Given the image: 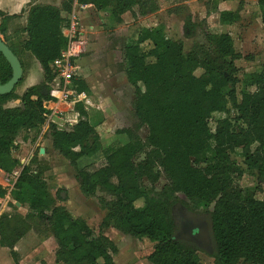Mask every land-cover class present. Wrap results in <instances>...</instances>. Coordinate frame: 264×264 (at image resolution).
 <instances>
[{"label":"trees","instance_id":"obj_1","mask_svg":"<svg viewBox=\"0 0 264 264\" xmlns=\"http://www.w3.org/2000/svg\"><path fill=\"white\" fill-rule=\"evenodd\" d=\"M75 4L98 12L110 10L117 24L126 13L134 15L135 7L142 17L158 11L156 0H63L59 7L29 4L18 15L0 13V40L16 58L17 51L8 43L7 22L26 13L21 50L36 60L42 73L41 83L21 96L15 95L20 83L12 93L0 96V101L19 102L15 108L0 103V170L9 176L20 169L16 201L29 211L25 217H0V247L9 250L14 264L18 263L14 247L30 230L31 219L43 223L53 237L55 264H113L117 254L108 238L96 235L84 221L56 205L41 174L32 170L35 160L22 166L12 157L18 134L38 131L50 114L45 104L56 101L50 88L52 64L67 45L61 15L71 14ZM257 6L264 25V0H257ZM239 20V9L219 13L221 25ZM195 28L188 18L184 37L193 38ZM203 39L185 52L182 42L168 38L162 27L142 29L123 47V73L133 88L134 116L132 127L116 132L125 137L124 144L103 151L101 162L78 168L81 159L101 152L96 132L101 119L93 121L84 104L76 102L71 112L62 115L68 131L48 126L51 147L75 170L84 197L101 193L110 198H98L107 212L100 231L107 227L136 240L146 239L154 245L146 257L150 264H201L195 245L173 240L178 224L172 213L178 205L194 216L198 210L207 213L214 264H264V200L255 198L258 187L242 190L235 185L245 172L255 175L258 184L264 183V72L240 79L235 63L242 57L230 35L205 32ZM146 43L150 48L144 51ZM11 75L0 54V84L9 82ZM238 85L254 90L239 96ZM73 86L77 94H90L81 79ZM230 109L233 118L218 121L211 132L212 116L229 114ZM143 128L145 140L139 136ZM235 151L240 152L245 170L231 159ZM161 178L165 184L156 190ZM4 195L0 187V199Z\"/></svg>","mask_w":264,"mask_h":264},{"label":"rangeland","instance_id":"obj_2","mask_svg":"<svg viewBox=\"0 0 264 264\" xmlns=\"http://www.w3.org/2000/svg\"><path fill=\"white\" fill-rule=\"evenodd\" d=\"M49 1L59 4V7L63 0ZM156 2L158 5L156 13L142 17L138 15L135 7L134 15L126 13L122 16L120 24L114 22L110 10L98 12L87 8L78 13L79 18L76 12L75 17L85 33L84 50L75 64L76 78L85 81L90 90V94H84L81 97V102L93 121L101 119V124L96 127V132L101 139V152L92 158L81 159L78 162V168L101 162L103 151L124 144L125 137L116 132L134 125L133 88L127 83L123 73V47L126 43L134 41L140 30L162 27L168 38L182 42L185 52H188L194 44L204 43L205 32L227 33L233 40L235 51L242 57L235 63L239 70V78L248 73L264 72V25L261 22L257 0H220L217 4L213 0H156ZM227 9L240 11V20L231 26H224L219 22V13ZM188 18L196 26L194 37L190 39H186L183 33V25ZM22 23L24 24V21ZM19 25H21L20 21L17 26H13L8 35L10 39L8 43L17 51L18 60L22 66L20 84L15 89L17 96L22 95L21 89L25 83L38 85L42 80V73L36 66L33 67V57L21 50L20 45L24 36L20 33L22 26ZM142 48L146 51L150 45L145 44ZM26 70H31L32 74L28 76ZM253 90L240 85L236 86L239 96ZM16 102L15 99L0 101L4 108H15L18 105ZM69 111V107L60 104L52 111L54 115L50 113L46 117L45 124L38 131L20 132L15 139L16 148L12 157L22 161L20 164L23 166L35 160L32 170L41 174L56 205L64 207L74 219L87 220L97 235L100 231L99 223L103 215L107 214L98 203V198L102 197L108 201L110 198L101 193L94 198H83L75 179V170L51 147L48 126L54 124L59 130H69L62 120V115ZM234 115L231 109L229 114H214L209 120L211 132L214 131L218 121L231 119ZM139 136L145 140L147 130L141 129ZM230 156L238 167L245 170L239 151L231 153ZM17 177L13 174L4 175L0 170V187L5 191L4 197L0 199V217L3 215L11 217L16 214L25 217L29 213L26 206H21L16 201ZM164 184L165 181L161 178L155 186L156 190H160ZM235 185L242 190L258 187L255 198L264 200V183L258 184L255 175L245 172L240 179H235ZM58 195L61 199L56 198ZM178 198L180 201L187 202L182 195ZM136 206L141 207V202L136 203ZM179 210L190 215L181 205L174 207L172 215L177 224L180 218ZM195 216L205 220L208 217L204 210H198ZM27 223L30 230L24 235L21 249L17 252V264H52L56 246L51 240L47 227L35 219ZM102 230L104 229H101L100 233L103 232ZM107 235L109 240L118 247L117 254L113 256L115 264H147L146 256L153 251V244L147 240L123 236L113 229L108 230ZM198 257L201 264H214L210 255L202 251L198 252ZM0 264H14L9 251L1 247Z\"/></svg>","mask_w":264,"mask_h":264},{"label":"built area","instance_id":"obj_3","mask_svg":"<svg viewBox=\"0 0 264 264\" xmlns=\"http://www.w3.org/2000/svg\"><path fill=\"white\" fill-rule=\"evenodd\" d=\"M62 35L67 40V45L61 52L60 57L52 64V74L54 77L50 84V88L57 94V98L55 102H52L54 108L48 110L46 106L49 103L45 104L46 109L51 113L50 115H54L52 111L60 103L69 107V112H71L74 104L81 102V97L84 95L77 94L76 87L73 86V81L77 79V66L75 64L82 54L85 45V33L82 31V27L76 17L73 16L63 25ZM13 175L17 177L18 173H13Z\"/></svg>","mask_w":264,"mask_h":264},{"label":"water","instance_id":"obj_4","mask_svg":"<svg viewBox=\"0 0 264 264\" xmlns=\"http://www.w3.org/2000/svg\"><path fill=\"white\" fill-rule=\"evenodd\" d=\"M0 54L6 60L12 71L9 82L4 85L0 84V96H5L12 93L19 84L22 77V67L18 58L14 56L1 40ZM179 211L178 230L174 234L173 240L192 243L198 250L211 256L214 250L208 221L191 214L189 215L184 211Z\"/></svg>","mask_w":264,"mask_h":264},{"label":"crops","instance_id":"obj_5","mask_svg":"<svg viewBox=\"0 0 264 264\" xmlns=\"http://www.w3.org/2000/svg\"><path fill=\"white\" fill-rule=\"evenodd\" d=\"M45 2H43V0H0V13H2V14H4V15H7V16H13V15H18V14H20L21 13V11L22 10H26L27 9V6L29 5V4H42V5H52V6H56V7H58V5L59 4H55V3H52L51 1H49V0H44ZM89 9V8H92V9H94L92 6H78V5H74L73 6V9H72V12H71V14H66V13H62V18H63V20H64V24H66L68 21H69V19L70 18H72L73 16L75 17V15H76V12H77V17L79 16L78 15V13L80 12V11H84V10H86V9ZM224 11V10H223ZM225 11H231L230 9H227V10H225ZM101 12V11H100ZM222 12V11H221ZM79 18V17H78ZM80 20V19H79ZM19 21H20V23H21V25H19V26H22L21 28H23L24 26H25V24H26V13L21 17V18H18V19H12V20H10V21H8L7 22V36L10 34V31L12 30V28H13V26L14 25H18V23H19ZM24 21V24L22 23ZM92 28V27H91ZM157 28V27H156ZM144 29H153V28H144ZM141 31V30H140ZM139 31V32H140ZM146 44H149V43H146ZM150 45V44H149ZM36 66V68L39 70V72H41V69H40V67H39V65H38V63L36 62V60L33 58V67H35ZM27 71V75L28 76H30V74H32V71L31 70H26ZM29 79V77L27 78V80ZM42 81V80H41ZM31 85H36V83H33V84H29V83H25V85L22 87V89H21V94H23L25 91H26V89H28L29 87H31ZM19 96H21L20 94H19ZM16 103H19L18 101L16 102ZM62 106H65V105H63L62 103H60ZM60 104H58L59 106H60ZM57 105V106H58ZM52 106H54L52 103H49V104H47V109L48 110H50V108H53ZM68 131V130H67ZM14 158V157H13ZM16 160H18V159H16ZM19 161V160H18ZM20 163H22V161H19ZM23 166V165H22ZM19 171H20V169H16L13 173H18L19 174ZM12 173V174H13ZM2 174H4L3 172H2ZM81 193V192H80ZM83 196V195H82ZM82 198V197H81ZM83 198H86V197H84L83 196ZM83 203V202H82ZM69 204V203H68ZM28 209V208H27ZM67 211V210H66ZM68 212V211H67ZM69 213V212H68ZM70 214V213H69ZM71 217H72V215H71ZM73 218V217H72ZM105 218V216L103 215V217H102V219H101V221H100V223H99V226H101V223H102V221H103V219ZM76 219V218H75ZM79 220H81V219H79ZM82 221H84L87 225H88V227L91 229V230H93L92 229V227H90V225H89V222L87 221V220H83L82 219ZM108 230H110V229H112V228H107ZM102 230L103 232H101V234H102V236H104V237H106V238H108L109 236L107 235V231L108 230ZM114 230V229H113ZM114 231H116V230H114ZM93 232H94V230H93ZM116 232H118V231H116ZM119 233V232H118ZM100 234V231H99V233H97V235H99ZM119 234H121V233H119ZM121 235H123V234H121ZM124 236V235H123ZM126 237H129V236H126ZM129 238H131V237H129ZM108 239H110V238H108ZM22 240H23V238L19 241V242H17V244L15 245V247H14V251L17 253L20 249H21V242H22ZM51 240L54 242V244H55V246H56V243H55V241H54V239H53V237L51 236ZM141 240H146V239H141ZM111 241V240H110ZM112 243H113V241H111ZM114 244V243H113ZM115 246H116V244H114ZM57 247V246H56ZM116 248H117V251H118V247L116 246ZM3 249H5V248H3ZM6 250V249H5ZM7 251H9L8 249H7ZM150 254V253H149ZM148 254V255H149ZM147 255V256H148ZM146 256V257H147ZM52 264H55V253H54V256H53V263ZM113 264H115V259H113ZM147 264H150L148 261H147Z\"/></svg>","mask_w":264,"mask_h":264}]
</instances>
